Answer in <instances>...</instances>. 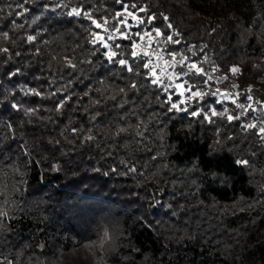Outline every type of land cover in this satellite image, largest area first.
I'll list each match as a JSON object with an SVG mask.
<instances>
[{
  "label": "trees",
  "instance_id": "trees-1",
  "mask_svg": "<svg viewBox=\"0 0 264 264\" xmlns=\"http://www.w3.org/2000/svg\"><path fill=\"white\" fill-rule=\"evenodd\" d=\"M156 28L212 77L184 111L130 55ZM263 89L264 0H0V264H264Z\"/></svg>",
  "mask_w": 264,
  "mask_h": 264
},
{
  "label": "snow or ice",
  "instance_id": "snow-or-ice-1",
  "mask_svg": "<svg viewBox=\"0 0 264 264\" xmlns=\"http://www.w3.org/2000/svg\"><path fill=\"white\" fill-rule=\"evenodd\" d=\"M118 3H122V0H117ZM132 7H135V5H132ZM83 11V9H73L72 13L70 14H75L77 16L81 15V12ZM139 11H146V8L141 7L139 9ZM124 13H127V16L131 17L133 20H135L137 22V24H142L144 21L139 18L138 16H136L135 13L128 11V6H124ZM124 13H116L115 16L113 17L114 20L117 21V26L109 29L108 27H106V25L109 23V21L106 18H102V20H95L92 18V16L87 13V12H83V14L85 16L88 17L89 20L92 21V24L94 25L95 28L97 29H101V32H91L90 35L92 36V39L90 40V43L93 45L99 44L102 48L106 49L105 51V55L107 57V59L109 61H113L115 60V58L118 55H121V53H118L116 51L113 50V45L109 43V41H115L117 38H123V39H131V34L128 31H122V27L123 28H129L130 25L128 24V20L127 19H120V17L124 14ZM155 19V16H150L149 17V23H151L152 20ZM165 19H167V17H165ZM169 28H171L172 26L169 24L168 25ZM156 36L153 37L151 32H145L143 33V35H141L140 32H136L135 36L140 37V43H136L135 41H133L132 44V51L130 53V55L133 58L136 57H144V56H155L157 58V60L162 61V63H158V64H153L152 59H149L147 62L144 63V67L146 69H149V76L152 78L151 79V83L153 84H157L159 86H161L163 88V90L165 92H168L169 89H176L179 92L180 96H184L185 93H190V95L187 97V100H182L180 101V103H172V93H170L168 95V102L171 103V107L175 108L177 110L180 111H184L185 109L180 107V104L182 103H187L188 101L195 99V98H199L202 99L203 96L205 95V93L197 90V91H193V87H195L194 85H188L187 87L185 86L187 81L181 80V77H186L189 75H197V76H204L207 75L204 71V69L202 67H200L197 63L192 62V63H187L185 64V61L188 60L187 57H181L180 60L176 59L177 53H168V55H170L172 57L171 60H164L163 55L161 53L158 52H149L147 49L150 48L152 46L153 41H156L157 43H159L158 40H156L157 37H162L163 33L161 32V30L159 28L154 29ZM6 35V34H5ZM107 37V38H106ZM145 37H147V40H145ZM35 39V37H29V40H33ZM165 44L167 43H173V44H178L179 41L177 40H173L172 36L169 35L167 36L164 41ZM116 48H119L120 45H115ZM3 51H7V49H3ZM116 63H118L120 66L125 67L127 71L131 72L133 71L132 67L129 65L128 61L125 59H119V60H115ZM182 65L187 67V71L186 72H180L177 73L175 72V67L176 65ZM74 67V66H73ZM171 69V71H170ZM213 71H215V69H213ZM231 71L233 73L237 72L238 69L236 68H232ZM212 77L211 75H207V79L204 81L205 85L208 83L209 80H211ZM222 79H226V77L222 78ZM165 80L169 81L168 83H165ZM180 80V83H177L176 81ZM133 87H135V85H133ZM213 95L218 94V90L217 92L212 93ZM249 100H251V97H248ZM15 107V105H14ZM237 107L243 109L245 106L243 104H239L237 105ZM250 107V105H249ZM201 113L200 112H192L191 115L192 116H199ZM212 115H217V113L215 112V110H212ZM220 115H224V113H220ZM205 116L207 117V114L205 113ZM208 119H210V117H207ZM234 118H238V117H232V116H228V119H234ZM245 127L247 128H254L257 127V125L255 124H248ZM260 133L262 135H264V127H261L259 129ZM237 163L240 164H247L248 161H237ZM2 215H6V213H0Z\"/></svg>",
  "mask_w": 264,
  "mask_h": 264
},
{
  "label": "rangeland",
  "instance_id": "rangeland-1",
  "mask_svg": "<svg viewBox=\"0 0 264 264\" xmlns=\"http://www.w3.org/2000/svg\"><path fill=\"white\" fill-rule=\"evenodd\" d=\"M145 32H151L152 33V36L153 37H155L156 36V33H155V31L154 30H145L143 33H145ZM145 40H147V37H145ZM156 40H158L159 41V43H157L156 41H153V43H152V46L150 47V48H148L147 50L149 51V52H153V51H155V52H158V53H161L162 55H163V58H164V60H171L172 59V57L170 56V55H168V53H172V52H169V51H167V50H165V49H163L162 48V46L164 45V46H170L171 45V43H167V44H165L163 41H164V39H161L160 37H157L156 38ZM141 41L139 40V41H137L136 43H140ZM149 59H152V61H153V64H158V63H162V61H159V60H157V58L155 57V56H151V57H148ZM177 59V58H176ZM178 60V59H177ZM170 71H171V69H170ZM187 71V67H185V66H182V65H179V64H177L176 65V67H175V72H177V73H180V72H186ZM181 80H184V81H187L188 79H187V77H181ZM169 81H167V80H165V83H168ZM177 83H180L181 81L180 80H178V81H176ZM189 85H192V83L191 82H189ZM186 87H187V85H185ZM202 89H204V87H202ZM169 90H174L175 92H178L176 89H174V88H172V89H169ZM193 91H197V90H199L200 91V88L199 89H197V88H193L192 89ZM222 91H225V92H231L232 90H224V89H221ZM202 91V90H201ZM179 93V92H178ZM190 95V93L188 94H186L185 93V95L184 96H180V98H178L177 99V101L175 102V103H180V101H182V100H187V97ZM196 99H192V100H190V101H188L187 103H182V104H180V106H184V107H186L188 104L189 105H191V104H194V103H196V101H195ZM259 100V102H261L262 103V106H263V108H264V89H263V91H262V93H261V96H260V98L258 99ZM252 104H253V106H256V104L254 103V102H251Z\"/></svg>",
  "mask_w": 264,
  "mask_h": 264
}]
</instances>
